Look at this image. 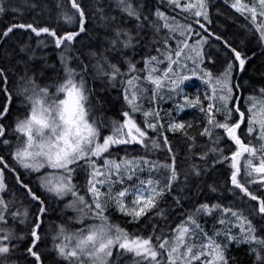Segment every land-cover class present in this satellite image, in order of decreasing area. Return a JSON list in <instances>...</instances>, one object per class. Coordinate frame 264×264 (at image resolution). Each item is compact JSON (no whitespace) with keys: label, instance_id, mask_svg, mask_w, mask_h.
<instances>
[{"label":"snow or ice","instance_id":"snow-or-ice-1","mask_svg":"<svg viewBox=\"0 0 264 264\" xmlns=\"http://www.w3.org/2000/svg\"><path fill=\"white\" fill-rule=\"evenodd\" d=\"M0 264H264V0H0Z\"/></svg>","mask_w":264,"mask_h":264}]
</instances>
